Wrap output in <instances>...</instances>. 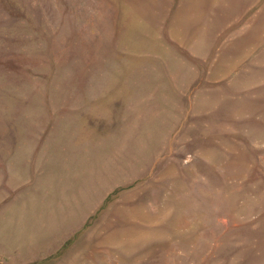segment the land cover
Listing matches in <instances>:
<instances>
[{
  "label": "rangeland",
  "instance_id": "374dc122",
  "mask_svg": "<svg viewBox=\"0 0 264 264\" xmlns=\"http://www.w3.org/2000/svg\"><path fill=\"white\" fill-rule=\"evenodd\" d=\"M0 264H264V0H0Z\"/></svg>",
  "mask_w": 264,
  "mask_h": 264
}]
</instances>
